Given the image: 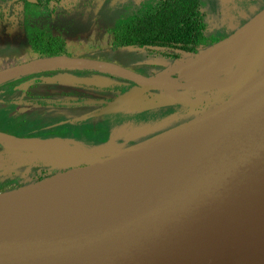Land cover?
<instances>
[{"label": "water", "instance_id": "obj_1", "mask_svg": "<svg viewBox=\"0 0 264 264\" xmlns=\"http://www.w3.org/2000/svg\"><path fill=\"white\" fill-rule=\"evenodd\" d=\"M51 67L104 71L134 82L106 103V111L135 104L151 89L191 85L201 72L193 67L178 76H144L112 62L58 54L1 69L0 83ZM235 86L190 121L87 164H58L61 172L177 146L118 206L17 264H264V70ZM0 144L29 146L3 131Z\"/></svg>", "mask_w": 264, "mask_h": 264}, {"label": "rangeland", "instance_id": "obj_2", "mask_svg": "<svg viewBox=\"0 0 264 264\" xmlns=\"http://www.w3.org/2000/svg\"><path fill=\"white\" fill-rule=\"evenodd\" d=\"M64 1L70 4L67 7L60 5L55 11L49 10V27L46 25L41 28V22L34 21L39 30L45 31L46 28L50 31L47 34L57 39V43L55 41L49 46L53 48L52 51L71 57L112 62L144 76L180 75L183 70L193 67L201 71L195 75L196 83L173 89L178 95L177 100L169 97L172 89H151L149 93L152 95L144 96L147 103L144 107L135 103L131 107L110 111L101 108L100 114L86 116L85 119L81 116L83 120L78 124L83 127L94 126L96 133L102 135L101 138L107 140L109 135H115V149L139 143L212 110L235 91H231L230 87L246 85L264 70V0H200L205 26L199 47L178 56H168L159 49L120 44L114 33L117 25L144 13L158 0ZM45 15L42 14L43 17ZM15 27L0 24V70L29 57H37L38 52H41L40 49L34 52L28 29ZM47 49L43 48V51ZM211 56L214 58L210 61ZM117 77L86 68L51 67L10 78L0 83V127L4 130L8 121L5 119L11 118L8 128L18 129L15 123L21 121L20 129L16 132L25 134L26 127L36 122L45 124L48 116L53 114L81 115L87 108H63L53 103L66 100L89 101L110 96L112 92L107 85L119 83ZM192 77L187 75L183 78ZM39 99L50 100L51 103L41 104L36 101ZM88 106L94 107V104L89 103ZM29 111V115L19 117L20 113L28 114ZM53 116L52 121L58 119L56 115ZM22 118L27 120L23 123ZM48 138L51 136H23L21 140L34 149L39 163L34 156L33 162L35 160L36 164L28 162L18 168L19 161L13 159L11 165L17 170H7L5 175L12 179L25 174L41 166L40 161L47 158L56 161L60 159L66 163L76 159V154L68 152L71 149L69 146L76 144V141L63 142L65 153L59 154L58 150L62 149L63 143L52 142ZM108 149L111 148L100 150L110 151ZM103 154L101 152L97 156ZM42 177L28 182L23 180L22 183L7 186V190L2 185L0 194Z\"/></svg>", "mask_w": 264, "mask_h": 264}, {"label": "bare ground", "instance_id": "obj_3", "mask_svg": "<svg viewBox=\"0 0 264 264\" xmlns=\"http://www.w3.org/2000/svg\"><path fill=\"white\" fill-rule=\"evenodd\" d=\"M176 150L173 146L144 157L65 170L2 192L0 264H17L37 248L63 241L99 219L150 178Z\"/></svg>", "mask_w": 264, "mask_h": 264}, {"label": "flooded vegetation", "instance_id": "obj_4", "mask_svg": "<svg viewBox=\"0 0 264 264\" xmlns=\"http://www.w3.org/2000/svg\"><path fill=\"white\" fill-rule=\"evenodd\" d=\"M69 4H70V2H67L64 0H0V24L5 23L8 26H13V27L16 26L14 29H17L18 26H19V28L22 27L24 29H28L29 30V36L31 37L30 41H31V44L33 46V49L35 50L34 52L39 51V49L41 50V52L40 51L38 52L39 56L29 57L28 59H26L23 62H27V61H30V60L35 59V58L51 55L50 51H52L53 48L50 49L49 46L53 45V43L55 41L57 43V39H55L52 35L47 34V32H50V31H47L48 29L45 28V31L43 29L39 30L38 25H36L34 23V21H37L38 23L41 22L40 23L42 25L41 28L45 27L46 25H47V27H49L51 24V22H48V18H49L48 15L50 14L49 10L55 11L60 5H62V7H67V5H69ZM42 9H45V10L42 11ZM39 10H41V13L43 15L46 14L45 15L46 17L45 16L43 17L41 13H38ZM43 48L44 49L48 48V49H47V51H43ZM157 49L162 50L163 52L165 50V48H157ZM165 54L168 56H175V55H173L174 53L172 50L165 53ZM23 62H20V63H23ZM20 63H18V64H20ZM14 65H17V64H14ZM189 69L190 68L183 70L182 73L187 72ZM173 75L178 76L177 73H175ZM117 78L120 79L119 83H115L113 85H107V88L110 89V91L112 92V95L98 97L97 99H95L98 101H93V100H89V101H86V100L85 101L84 100H69L68 101V100H66V101L53 103V104L60 106V107H63V108H78V107L79 108L80 107L87 108L81 115H75V116L66 115L65 116L62 114H53V115H56V117L58 118L57 120L52 121L54 116L53 115L51 117L48 116L45 124H41V123L38 124L36 122V123H33L32 126L26 127L27 132H25V134H23V133L19 134L16 132L18 129H20V126L22 123L21 121H16V123H15V124H17L16 128L18 127V129L12 130L11 128H8V122L11 120V118L5 119L8 121L5 123L6 124L5 126H7V127H5L4 130L1 127L0 128L2 129V131L6 132V133L7 132L13 133V136H15L16 138H19V139H22L23 136L33 137L34 135L40 134V135H47V136L54 137V138H48L52 142L59 141L62 143L63 142L69 143V141L65 140L64 137L65 136H71L74 138H79L80 140H84V139L88 140L89 139L92 142H105V141L109 142L110 141L114 144V142H115L114 136L115 135H112V136L109 135V138L107 140H105L104 137L101 138L102 135H99L98 133H96L97 130L94 128V126L85 125L83 127V126L79 125L78 122H81L83 120V118L85 119L86 116H92V115L96 114L97 112H99L101 110V108H103L106 105V103L108 101L114 99L117 95H119V94L125 92L126 90L130 89L135 84L134 82L129 81L127 79H124L121 77H117ZM154 90H159V89H154ZM147 93L149 95H152L149 92H147ZM36 101H39V103H41V104L51 103L50 100H45V99H39ZM89 103H93L94 107H90V106L86 107L87 104H89ZM29 113H30V111L28 112V114H24V112L20 113L21 116H19V117H22L24 115H29ZM81 116L83 118H81ZM21 120L24 123V121L27 120V118L26 119L22 118ZM22 127H23V125H22ZM16 135H18V136H16ZM57 136H60V137H57ZM64 143L62 144L63 145L62 149L58 150L59 154L65 153L64 149H63V147L65 146ZM69 147L73 148V149L82 148L81 146H79L77 144H72ZM34 156L37 158V163H39L38 162V155L35 154L34 149L30 146H25V147L13 146V147H10L8 149L5 146H3L2 144H0V160L5 161V165L0 168V185L6 186L7 184L16 185V184L22 183L23 181H22L21 177H18L19 179H17V177L10 179L9 175H5V173L7 170H11V172H15L17 170V169H14L11 165L13 159H16L19 161L17 167L20 168L21 165L27 164L28 162L35 163L36 162L35 160L33 162ZM51 162H52V164H50ZM64 162L66 163V161H61L60 159L58 161L48 159V158L45 160H41L40 163L44 166L41 165L39 167L32 168L31 173L29 175L30 180H27V182L33 181L35 179V176L38 173H40L41 176H45L47 173H52V172L54 173L55 171L59 170L58 164H65ZM45 166H49V167L46 168ZM12 170H14V171H12ZM42 178H44V177H42ZM0 189H1V186H0Z\"/></svg>", "mask_w": 264, "mask_h": 264}, {"label": "trees", "instance_id": "obj_5", "mask_svg": "<svg viewBox=\"0 0 264 264\" xmlns=\"http://www.w3.org/2000/svg\"><path fill=\"white\" fill-rule=\"evenodd\" d=\"M204 26L200 0H158L144 13L117 25L114 33L120 44L149 49L160 46L165 48V53L172 50L173 55L178 56L198 49ZM50 54L58 53L50 51ZM7 186L10 185L3 187L7 190Z\"/></svg>", "mask_w": 264, "mask_h": 264}, {"label": "crops", "instance_id": "obj_6", "mask_svg": "<svg viewBox=\"0 0 264 264\" xmlns=\"http://www.w3.org/2000/svg\"><path fill=\"white\" fill-rule=\"evenodd\" d=\"M193 78H194L195 83H196L195 77H193ZM202 81L205 82L204 79ZM191 83H192V81H191ZM171 89L173 90L175 88H171ZM162 91H166V90L163 89ZM169 97L171 98V100H173V99L177 100L178 95L173 90V91L170 92ZM137 103H138V105L140 107H144L147 104L146 100L144 99V97L141 100H139V102H137ZM131 106H134V104H130V105H127V106H124V107H121V108H127V107H131ZM98 114H100V112H97L96 114H94V116L98 115ZM57 137H60V136H57ZM51 138H54V137H51ZM64 138H65V140H68L69 143H71L72 141H76L74 143H76V144H78L79 146L82 147V148H78V149L71 148L70 150H68L69 153L72 152V153L76 154L75 155L76 159H73L71 162H79L82 165L83 164H87V163H89L90 161H93V160L101 159V158H103L105 156L110 155L111 153H114V152H116V151H118V150H120L122 148H125V147L129 146V145H127V146H123V147H120L118 149H115V148H113L114 144L112 142H110V141L109 142H107V141H105V142H92L89 139L88 140H86V139L80 140L79 138H74V137H71V136H65ZM81 141H84V143H80ZM105 147L106 148H111V149H108L110 151H106V150H104V151L102 150L101 151L100 150L101 148H105ZM64 152H65V150H64ZM101 152H104V154L102 156H97V154L101 153ZM31 170H29L25 174H22L20 176H16L17 179H19L18 177H21L22 181L24 180V182H27V180H29V175L31 173ZM7 185H9V184H7Z\"/></svg>", "mask_w": 264, "mask_h": 264}, {"label": "built area", "instance_id": "obj_7", "mask_svg": "<svg viewBox=\"0 0 264 264\" xmlns=\"http://www.w3.org/2000/svg\"><path fill=\"white\" fill-rule=\"evenodd\" d=\"M41 177V175H40V173H38L36 176H35V179H38V178H40ZM30 178V177H29ZM30 180V179H29Z\"/></svg>", "mask_w": 264, "mask_h": 264}]
</instances>
